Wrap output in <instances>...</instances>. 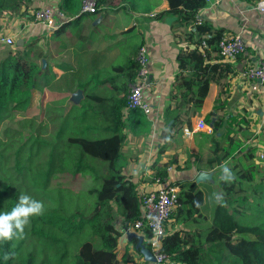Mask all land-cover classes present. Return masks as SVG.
Wrapping results in <instances>:
<instances>
[{
  "label": "trees",
  "instance_id": "1",
  "mask_svg": "<svg viewBox=\"0 0 264 264\" xmlns=\"http://www.w3.org/2000/svg\"><path fill=\"white\" fill-rule=\"evenodd\" d=\"M81 1L62 0L61 8L71 17L67 23L81 19L90 22L97 14L109 10L105 5L110 0H98L96 12H80ZM32 2L0 0V31L1 19L7 13H20L32 19ZM168 2L169 9L156 17L175 15L173 37L176 43L185 41L187 46L178 48V70L163 108L166 136L162 151L168 146L177 148L181 145L184 127L192 129L195 118L202 115L211 84L222 85L230 74L236 73L234 65L220 55L223 29L198 17L207 1ZM130 69L133 73H126ZM137 71L138 63L133 56L122 73L96 72L76 85V90H83V98L67 112L69 125L65 120L56 141H62L58 138L66 129L68 136L61 143H52L45 169L37 172V175H43L47 185L56 182L60 189L59 200L32 218L30 230L33 236L41 238L42 259L35 262L30 254L25 264L120 263L118 221L123 218L127 228L140 218L142 212L137 184L125 173L129 159L123 146L127 131L135 134L152 130L145 113L133 109L127 116L123 113ZM55 78L53 66L36 39L16 45L0 57V127L11 113H28L38 92ZM63 79L67 82L69 75ZM59 95L60 105L55 106L57 112L68 96L66 92ZM208 115L213 117V112ZM217 124L214 120L213 127ZM194 136L199 147L194 166L199 173L205 170L212 171L213 177L216 174L223 202L216 201L210 217L204 215L206 193L200 182L195 179L172 181L179 187V192L178 206L171 216L175 223L183 224V228L167 233L162 239V250L169 258L166 264H264V168L261 172L256 164L255 149H235L239 140L230 133L216 136L214 132L198 130ZM37 139L33 138L32 146L37 145ZM2 144L0 138V160ZM32 158L30 154L29 162ZM177 160V154H174L164 163L156 161L153 179L168 178L167 167L176 163L179 168ZM224 163L234 173L231 182L220 178ZM25 168L30 169L29 163ZM88 174L96 185L89 186ZM6 190L7 187L0 191V211L10 210L17 202L15 198L4 201ZM200 221L205 223L204 227H188ZM144 230L145 236L149 237L150 231ZM27 240L25 230L22 237L0 240V264H15ZM146 246L150 248V243Z\"/></svg>",
  "mask_w": 264,
  "mask_h": 264
},
{
  "label": "crops",
  "instance_id": "2",
  "mask_svg": "<svg viewBox=\"0 0 264 264\" xmlns=\"http://www.w3.org/2000/svg\"><path fill=\"white\" fill-rule=\"evenodd\" d=\"M56 1L60 6L62 0ZM206 1L207 5L200 10L198 17L208 21L215 28L223 29V33H241L245 41V50L242 55L231 62L236 73L230 74L222 85L211 84L209 94L203 103L202 115L199 117L203 118L213 112L212 118L218 121L217 126L214 127V134L223 136V134L230 133L231 137L237 139L241 138V131L246 126L238 119L227 123L228 117L241 116L238 113L246 115V110H248L246 117L252 120L251 123H254L258 117H261L262 123L264 122V90L259 93L252 92L239 76L240 71L247 64H254L264 57V12L255 8L258 0ZM44 3H48V0H33L30 6L31 11L33 7ZM106 7L109 10L94 16L93 21L81 19L66 22L55 28L36 24L33 18L26 17L24 26H37V33L35 38L28 37L31 33L23 35L24 43L28 41V38L36 39L37 45L44 50L49 64L53 66V71L56 73V78L38 94L43 90L49 91L58 86L65 75H69V82L76 91V85L87 81L88 76L93 73L112 74L116 71L122 73L127 68L131 57L134 56L135 59L138 47L145 43L151 57L153 82L151 87L144 91L145 98L155 108L160 106L161 111L154 112L153 115L147 117L152 125L150 132L141 131L133 134L127 131L123 152L129 161L125 167V173L137 184V191L139 195H142L143 192L158 186L153 179V164L156 161L164 163L177 154L179 168L174 163V170L169 174L170 180H196L199 171L194 166V160L199 147L194 133L188 137L183 136L179 147L168 146L165 151H162L166 136L162 117L163 108L178 70L176 61L178 48L187 46L185 41L176 43L173 37L172 26L177 17L170 14L160 18L156 17V14L169 9L168 0H110L105 5ZM65 13L67 14L66 11ZM107 14L114 17L113 25L104 24ZM31 29L28 27V31ZM20 30L15 33L8 32L17 35ZM19 37L17 35L16 39ZM137 39H139L138 42ZM3 56L5 55L0 53V57ZM114 67L118 70H114ZM126 73H133V70L130 69ZM52 92L54 93H51L52 98L50 99H54L53 96L56 97L55 92L59 99V93L65 91L54 90ZM66 93L68 98L70 94ZM199 117L195 118L194 125ZM260 126L258 124L257 133L261 131ZM226 127L235 129L227 132ZM199 131L213 133L205 130ZM215 177L216 174L212 179L208 177L201 181V188L203 189V185L210 186L218 183ZM213 207L214 205H209L206 200L203 214L210 217L209 213L212 212ZM201 224L205 225L200 221L188 227L201 228ZM124 225L126 222L120 218L117 224L121 231L117 246L119 264H155V262L146 260L136 248L139 239L136 236H130L128 233L133 231L127 230L128 227ZM181 228L183 224L175 223L174 217L171 216L166 226V234ZM134 232L142 236L143 243L146 245L148 237L145 236V232Z\"/></svg>",
  "mask_w": 264,
  "mask_h": 264
},
{
  "label": "rangeland",
  "instance_id": "3",
  "mask_svg": "<svg viewBox=\"0 0 264 264\" xmlns=\"http://www.w3.org/2000/svg\"><path fill=\"white\" fill-rule=\"evenodd\" d=\"M25 19L26 17L22 16L20 13H7L6 16L1 19L2 29L12 33H15L21 29L17 33V35L20 36L19 38H23V35H28V33H31V35L28 37L35 38L37 26L29 25L28 27L32 29L31 31H28V27L24 26ZM113 23L114 17L107 14L104 24L113 25ZM17 35H15V37H17ZM34 38H28V41H33ZM17 41L18 39H16L15 43L11 46L0 45V53L5 55L9 49H12L18 45ZM138 41L139 39H137V42ZM54 90L65 91L70 94L62 104V109L60 111L58 110L59 112L55 110V106L59 104L57 93L55 92L56 97L53 96L54 99H50L52 98L51 93H54L52 92ZM74 90L75 88H73V85L69 82V80L66 82V80L62 77V83H60L58 86L52 88L49 91L43 90L38 94L34 104L32 105V108L28 111V113H11L2 121L0 127V138L3 142L1 147L2 158L0 160V191L7 187L4 198L5 202L10 201L12 198L17 200L18 196L22 192L28 193L34 198L42 200L45 205V210L58 202L60 189L56 185V182H51L47 185L43 175H37V172L45 169L44 163L48 158L51 147L54 144L56 145L57 143H61L68 136V130L66 129L65 132L62 131L63 134H61L59 136L60 138H58L62 141H56L57 132L60 131L61 127L64 125L65 120L67 125H69L70 117H66L67 112L70 111L78 101V99L74 97V93L76 92ZM160 111L161 107L156 106L155 113H159ZM248 113L249 111L246 110V115L238 113L242 117L233 115L228 117L226 120L228 121L227 123H230L231 121L233 122L238 119L239 122L241 121L244 123L246 128L241 131V138H237L239 141L237 142L235 149L244 150L248 147L254 148L256 151L255 161L256 164H259L260 170L262 172L264 168L262 163L264 160L261 162L257 157V153L259 151L264 152V122L262 123L261 117H258L254 123H251L252 120L246 117ZM203 118L207 124L214 123V118L209 115L203 116ZM258 124L261 125V131L259 133L256 132L258 129ZM250 127H252L254 130L251 131L252 129L250 130ZM230 129L232 130L235 128L226 127L225 130L228 132ZM248 136L249 138H247ZM36 137L38 138L37 145L35 144L32 146L33 138ZM30 154L33 158L32 160L30 159L29 162ZM28 163L30 169L25 168ZM39 164H42V167L39 166ZM88 178L89 186L97 184L90 174H88ZM75 185L76 184L74 183V186ZM203 189L206 193V200L208 204L215 205L217 200L213 194L220 193L222 190L219 184L214 183L210 186L203 185ZM33 217L34 216L30 218L29 224L25 226V232L28 234V240L22 249L21 256L16 262H14L15 264H17V262H20V264H25L30 254L34 258L35 262H40L42 259V255L40 256L41 247L43 245L41 238L33 236L30 230L33 224ZM201 226L204 227L202 224Z\"/></svg>",
  "mask_w": 264,
  "mask_h": 264
},
{
  "label": "built area",
  "instance_id": "4",
  "mask_svg": "<svg viewBox=\"0 0 264 264\" xmlns=\"http://www.w3.org/2000/svg\"><path fill=\"white\" fill-rule=\"evenodd\" d=\"M81 12L93 13L99 9L98 0H82ZM255 8L264 12V0H258ZM30 15L34 23L45 25L49 28H55L71 19L65 11L59 6L56 0H48L39 6L30 10ZM16 37L5 29L0 31V45H13ZM205 45V41L202 43ZM220 55L224 61H235L245 50V41L241 33H223L219 41ZM136 60L138 71L134 81L131 83L127 95V104L123 108V113L127 116L130 110H139L147 116L153 115L155 107L145 98V90L153 84L151 79L152 63L148 46L143 43L137 52ZM252 92H261L264 90V57L254 64H247L239 74ZM264 109V106H263ZM205 130L213 132L214 127L207 124L199 117L192 129L184 127V137L192 135L195 131ZM257 132V130H256ZM256 142V139H255ZM257 157L262 162L264 152L259 151ZM264 166V162L262 163ZM174 170V164L167 167L170 174ZM158 186L155 189L145 191L141 195L142 212L140 218L135 221L127 230L139 231L144 233V229L150 231L148 242L150 249L155 256V264H166L169 260L168 255L162 250V239L166 235L167 223L171 220V215L178 204L179 187L172 184L170 177L162 179L155 177Z\"/></svg>",
  "mask_w": 264,
  "mask_h": 264
},
{
  "label": "clouds",
  "instance_id": "5",
  "mask_svg": "<svg viewBox=\"0 0 264 264\" xmlns=\"http://www.w3.org/2000/svg\"><path fill=\"white\" fill-rule=\"evenodd\" d=\"M220 178L227 182H231L235 178L232 169L227 163L221 165ZM213 195L218 202H223L222 193H214ZM44 208L45 205L42 200L22 192L10 210L0 211V240L22 237L25 226L30 222V218L42 214Z\"/></svg>",
  "mask_w": 264,
  "mask_h": 264
},
{
  "label": "water",
  "instance_id": "6",
  "mask_svg": "<svg viewBox=\"0 0 264 264\" xmlns=\"http://www.w3.org/2000/svg\"><path fill=\"white\" fill-rule=\"evenodd\" d=\"M24 43V39L23 38H19L17 41L18 45H22ZM45 62V61H44ZM74 97L76 99H82L83 98V90L82 89H77L76 92L74 93ZM213 125V123L211 124ZM208 177H210L212 179L213 177V172L212 171H202L200 172L197 177H196V182H200L203 180H206ZM130 236H136L139 241L136 244V248L144 255V258L148 261H152L155 262V256L153 254V252L151 251V249L149 247H147L144 243H143V238L141 235H138L136 232H129L128 233Z\"/></svg>",
  "mask_w": 264,
  "mask_h": 264
}]
</instances>
